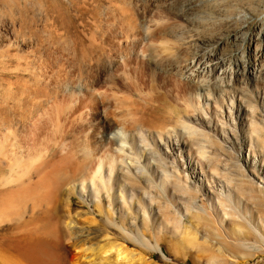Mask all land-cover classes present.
<instances>
[{
    "label": "rangeland",
    "instance_id": "374dc122",
    "mask_svg": "<svg viewBox=\"0 0 264 264\" xmlns=\"http://www.w3.org/2000/svg\"><path fill=\"white\" fill-rule=\"evenodd\" d=\"M92 87L108 101L89 107ZM119 110L141 127L98 194L61 156L102 157ZM0 132V264H264V0H0Z\"/></svg>",
    "mask_w": 264,
    "mask_h": 264
},
{
    "label": "bare ground",
    "instance_id": "6f19581e",
    "mask_svg": "<svg viewBox=\"0 0 264 264\" xmlns=\"http://www.w3.org/2000/svg\"><path fill=\"white\" fill-rule=\"evenodd\" d=\"M82 2V1H81ZM78 5V4H77ZM79 8V7H78ZM76 9H77V7H76ZM80 11V10H79ZM91 14H92V12H91ZM93 14H95V13H93ZM134 20V19H133ZM156 25V24H155ZM159 25V24H158ZM135 26V25H134ZM137 26V25H136ZM145 27V26H144ZM147 27V28H146ZM145 28H146V32L148 33V32H150V30L151 29H149L150 28V26H146ZM166 27V26H165ZM135 28V27H134ZM142 29H143V27H142ZM162 29V28H161ZM137 30V29H136ZM135 30V31H136ZM140 30V29H139ZM160 30V29H159ZM163 31V30H162ZM151 33V32H150ZM136 36V35H135ZM134 36V38H136ZM140 36V35H139ZM150 36H151V34H150ZM133 37V36H132ZM137 37H138V35H137ZM128 38V37H127ZM130 38V37H129ZM61 39V38H60ZM137 39V38H136ZM165 39V38H164ZM164 41V40H163ZM165 42V41H164ZM166 43L167 42H165V43H162V44H165L166 45ZM160 46V45H159ZM160 48V47H159ZM164 48V47H163ZM169 48V47H168ZM121 51V50H120ZM91 52V51H90ZM129 52V51H128ZM128 52H126V51H121V52H119V57H118V61L117 62H120V63H122L123 64V66L125 67L126 65H128L129 63V61L127 60V55H129V53ZM132 52V51H131ZM138 52V51H137ZM89 53V52H88ZM141 53H143V56H144V51L143 52H141ZM89 55V54H88ZM116 57V58H117ZM130 57V56H129ZM132 57V56H131ZM130 60V59H129ZM116 62V61H115ZM185 66H187V65H185ZM79 67V66H78ZM128 67V66H127ZM187 67H189V66H187ZM186 67V68H187ZM193 67V66H192ZM191 67V68H192ZM184 69V68H183ZM62 70V69H61ZM190 70V69H189ZM53 75V74H52ZM252 75V74H251ZM82 76V75H81ZM129 76V75H128ZM87 78V77H86ZM60 80V79H59ZM135 82V81H134ZM84 83V82H83ZM87 84V83H86ZM91 84V83H90ZM89 84V85H90ZM92 86H93V84H91ZM84 86V85H83ZM82 86V87H83ZM95 86V85H94ZM134 86V85H133ZM87 87H89V86H87ZM131 87V86H130ZM22 88V87H21ZM84 88V87H83ZM86 88V87H85ZM84 88V89H85ZM90 88V87H89ZM26 89V88H25ZM30 89V88H29ZM27 90V89H26ZM25 90V91H26ZM22 91V90H21ZM23 92H24V90H23ZM36 92H37V90H36ZM35 92V93H36ZM40 92V91H39ZM38 92V93H39ZM21 93V92H20ZM29 93V92H28ZM27 93V94H28ZM31 93H32V91H31ZM105 93H107V92H104V93H102V92H100V91H98V90H96V89H93V87L91 88V92H90V94L88 95V96H86V97H88V106L90 107V106H92L93 108L96 106L97 107V105L98 104H102L106 99V101H108V96H106L105 95ZM12 94V93H11ZM27 94H22V95H27ZM57 94V93H56ZM21 95V94H20ZM21 95V97H23V98H25L24 96H22ZM51 95H53V94H51ZM55 95V94H54ZM113 96H115V94L113 95ZM122 96V95H121ZM16 97V96H15ZM14 97V100L16 99ZM20 97V98H21ZM27 98H28V96H26ZM30 97V96H29ZM57 97V96H56ZM55 97V98H56ZM33 98H34V96H33ZM54 98V99H55ZM13 99V98H12ZM26 99V98H25ZM116 99V98H115ZM124 99V98H123ZM10 100V99H9ZM45 100V99H44ZM111 100V99H110ZM16 101H18V99H16ZM21 101H23V100H21ZM29 101V99L27 100V102ZM33 101V100H32ZM19 102H20V100H19ZM27 102H26V104H27ZM24 102H22L21 104H19L20 105V107H21V105L23 104ZM15 104H16V102H15ZM14 102H13V106L12 107H14ZM17 104H18V102H17ZM16 104V105H17ZM26 104H23V105H26ZM33 104V103H32ZM38 104V103H37ZM6 105V104H5ZM35 105V104H34ZM78 105V104H77ZM103 105V104H102ZM118 105V104H117ZM27 106V105H26ZM26 106H24V108L26 107ZM86 106H87V104H86ZM9 107V106H8ZM11 107V108H12ZM16 107V106H15ZM23 107V106H22ZM21 107V108H22ZM33 107H35L36 108V110H37V112L38 111H41V107H42V105L41 104H38V105H36V106H33ZM108 107V106H107ZM13 109V108H12ZM15 109V108H14ZM17 109V108H16ZM16 109H15V111H16ZM19 109V108H18ZM17 109V110H18ZM115 109H120L118 106H117V108H115ZM23 110V109H22ZM33 110H34V108H33ZM80 110H83V107H81L80 108ZM86 111H87V109H85ZM113 110V109H112ZM14 111V110H13ZM20 111H21V109H20ZM57 111V110H56ZM60 111H62V110H59V112ZM78 111V110H77ZM84 111V110H83ZM114 111V110H113ZM122 111V113L120 112V110L118 111L119 113L118 114H122V116L121 115H118V114H116L117 113V111H116V113H114L113 115H112V119H113V121H110L109 120V117L108 116H104V115H102L101 117H100V120H102V125H103V127H104V130H105V135H103V138H105L104 140L102 139L101 140V144H100V149L99 150H102V152H103V156L102 157H97V156H95V154H96V152H94V153H92V151L91 152H89V150L87 151V149L85 150V151H87V152H89V153H85L84 155L85 156H83V154H82V156H83V159L82 160H80V162H73V158H74V154H75V148L73 149V148H71V150L70 149H68V150H66L65 149V151H66V153H64L63 154V156H61L59 153H61L62 151H64V148H62V141L64 140V137L66 136V134H63V132H64V130H60V128L61 127H59L61 124H60V118H58V117H61L62 115L61 114H57L56 115V117L55 118H57V119H55L54 118V120H52L51 122H50V125H51V130H53V132H54V134L52 135V139L51 140H49V141H51V144H50V146H46L45 147V149H44V152H43V163H41V165L39 166V168H37L40 172L42 171L43 172V174H44V178H47V177H53V175L56 173L57 174V176L58 175H60L59 173V171H60V168H59V166H58V161L56 160V158L58 157V155H60L61 157H63V158H66V160H70L71 161V163L69 164V169H70V171H69V177L68 178H72V179H75V180H79L80 181V183H81V185H82V187L84 188V186H85V183L86 182H88L89 184H90V186L92 187V189L96 192V193H100L101 191H106V183H105V176H104V169L105 168H107L108 167V177H110L111 178V176H112V174L114 173V171L117 169V165H118V163H120V164H123L124 163V157L123 156H120V155H125L126 156V154H125V148H126V146H127V142H126V136H127V133L129 132V131H131V130H135V129H137V128H139V127H141L140 126V124H138L139 122H137V120L138 119H133L134 117V113L133 112H130L129 110L127 111V112H129L128 114L126 113V111L125 110H121ZM37 112H36V114H37ZM82 112V111H81ZM83 113V112H82ZM126 113V114H125ZM24 114V113H23ZM55 114V113H54ZM78 114H80V112L79 113H73V114H71V115H73V116H75V117H73L74 119V121H75V119L77 118L76 117V115H78ZM30 115V114H29ZM60 115V116H59ZM69 115V114H68ZM70 115V116H71ZM82 115V114H81ZM109 115V114H108ZM16 116V115H15ZM20 116V115H19ZM34 117V116H33ZM63 117V116H62ZM68 117V116H67ZM132 118L133 120H134V122L130 125V126H128L127 125V123H126V121L129 119V118ZM30 118H32V116H30ZM42 116L40 117H38L37 119H35L34 121L35 122H33L34 123V129L36 130V132L37 133H33V134H35V141H38L39 142V140H40V136L42 137V136H44V134L42 135V130H43V128H44V126L42 125ZM50 118H52V117H50ZM69 118V117H68ZM68 118H67V120H68ZM25 119V118H24ZM65 119V118H64ZM63 119V120H64ZM6 120V119H5ZM66 120V119H65ZM72 120V119H71ZM132 121V120H131ZM67 122V121H66ZM76 122V121H75ZM129 122V121H128ZM32 123V124H33ZM48 124V123H47ZM64 124V123H63ZM101 125V124H100ZM9 126V125H8ZM17 126V125H16ZM31 126V125H30ZM42 126H43V128H42ZM62 126V125H61ZM33 127V126H32ZM102 127V126H101ZM187 127V126H186ZM47 128V127H46ZM46 128H45V130H46ZM63 128V127H62ZM61 128V129H62ZM6 129V128H5ZM99 129V128H98ZM34 130V131H35ZM185 130H187V132H189V133H191L192 135H196L197 134V132H196V128L194 129L193 127H191V126H188ZM47 131V130H46ZM97 131H99V130H97ZM101 131H103L102 129H101ZM199 132V131H198ZM1 133V132H0ZM31 133V132H30ZM100 133V132H99ZM98 133V134H99ZM32 134V136L34 137V135ZM46 134V133H45ZM12 135V134H11ZM65 135V136H64ZM167 135V134H166ZM31 136V135H30ZM97 136V135H96ZM11 137V136H10ZM32 137V138H33ZM101 136H99V138H100ZM168 137V136H167ZM13 138H15V137H13ZM31 138V137H30ZM47 137H45V139H46ZM97 137H95V139H96ZM10 139V138H9ZM34 139V138H33ZM43 140H44V137L42 138ZM144 139V138H143ZM17 140V139H16ZM16 140H14V141H16ZM31 140V139H30ZM42 140V141H43ZM19 141V140H18ZM34 141V140H33ZM105 141H107L108 142V144H109V142H110V145L112 146V147H109V145H107V146H105ZM145 142V141H144ZM19 143V142H18ZM33 143V142H32ZM13 144V143H12ZM17 144V143H16ZM40 144V143H39ZM39 144H38V146H39ZM43 144V143H42ZM45 144V143H44ZM142 144V143H141ZM146 144V143H145ZM19 145V144H18ZM49 145V144H48ZM13 146V145H12ZM11 146V147H12ZM36 148H37V142H36ZM44 146V145H43ZM75 146V145H74ZM7 147V146H6ZM5 147V148H6ZM18 147V146H17ZM33 147V146H32ZM40 147V146H39ZM42 147V146H41ZM108 147L109 148H112V149H108ZM4 148V150H6ZM8 148V147H7ZM9 148H10V146H9ZM31 148V147H30ZM78 148H80L79 146H78ZM77 148V149H78ZM93 148V147H92ZM98 148V147H97ZM13 150L15 149V148H12ZM21 149V148H20ZM40 149V148H39ZM84 149V148H83ZM9 150V149H8ZM8 150H6V151H8ZM9 151V154L11 153V152H13L14 153V151ZM16 150H17V148H16ZM22 150H23V148H22ZM34 150H35V148H34ZM37 150V149H36ZM98 150V151H99ZM18 151V150H17ZM24 151V150H23ZM29 151H32V150H29ZM40 152H41V149L39 150ZM38 150H37V152H39ZM43 151V150H42ZM78 151H79V149H78ZM82 151V150H81ZM84 151V152H85ZM4 152V151H3ZM36 152V153H37ZM83 152V153H84ZM8 153V152H7ZM19 154L21 153L20 151L18 152ZM30 153V152H29ZM78 153V152H77ZM82 152H80V154H81ZM12 154V153H11ZM10 154V155H11ZM15 154V153H14ZM14 154H12V156L14 155ZM97 154H98V152H97ZM116 154H118L119 156H116ZM17 155V154H16ZM15 155V156H16ZM41 155V154H40ZM77 155H79V154H77ZM11 156V157H12ZM19 156V155H18ZM73 156V157H72ZM101 156V155H100ZM17 157V156H16ZM78 157V156H77ZM76 157V158H77ZM127 157V156H126ZM7 158H9V156L7 155ZM59 158V157H58ZM72 158V159H71ZM95 158V160L97 161V164H96V167L94 166V168L95 169H93V171H90V172H88V165L90 164V162L93 160ZM14 159V158H13ZM19 159V158H18ZM21 159H23L22 157H21ZM78 159V158H77ZM7 160V159H6ZM17 160V159H16ZM16 160H14V162H16ZM8 161V160H7ZM9 162V161H8ZM10 162L11 163H13L12 162V160H10ZM92 162H94V161H92ZM10 163V164H11ZM44 163H47L49 166V169L48 170H46V171H44L43 169H42V166H43V164ZM12 165V164H11ZM14 165V164H13ZM13 165L11 166V168H9L10 170L13 168ZM10 166V165H9ZM47 167V166H46ZM13 170V169H12ZM61 170H62V168H61ZM65 170V169H64ZM14 171V170H13ZM12 171V172H13ZM11 173V172H10ZM66 173V172H65ZM12 175V174H11ZM61 176V175H60ZM59 176V177H60ZM66 176V175H65ZM68 176V175H67ZM59 177L57 178V182H58V188H59V186L61 185H59ZM61 178V177H60ZM64 178V177H63ZM56 180V179H55ZM3 181L4 180H2V183H3ZM109 181V180H108ZM1 182V181H0ZM27 182V181H26ZM44 182V181H43ZM62 183V182H61ZM1 184V183H0ZM101 187H102V189H101ZM35 188V187H34ZM58 188L56 187L55 189L56 190H54V191H52L53 193H52V197H56V194H57V191H58ZM51 189V188H50ZM3 190V189H2ZM13 190V189H12ZM33 190V189H32ZM53 190V189H52ZM110 190V189H109ZM0 191H1V189H0ZM2 192V191H1ZM5 192V191H4ZM7 192V191H6ZM1 194V193H0ZM4 194V193H3ZM9 194H11V193H9ZM9 194L7 193L6 195H8L9 196ZM47 194V193H46ZM47 196V195H46ZM99 196V195H98ZM98 196H96V197H98ZM0 197H1V195H0ZM5 197V196H4ZM3 200V199H2ZM7 201V200H6ZM1 209H2V207H1ZM2 215V214H1ZM56 235V234H55ZM105 249H107L106 250V252L105 253H107V252H109V251H115V253H116V256H123V253H124V251H125V249H124V247L123 246H121L120 244L119 245H113V244H108V245H105V246H102V247H100V250H105ZM127 253V252H126ZM124 257V256H123ZM127 257V256H126Z\"/></svg>",
    "mask_w": 264,
    "mask_h": 264
}]
</instances>
